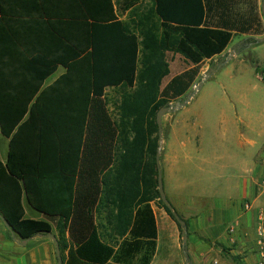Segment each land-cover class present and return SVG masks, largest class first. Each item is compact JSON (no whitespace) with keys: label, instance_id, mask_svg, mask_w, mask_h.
<instances>
[{"label":"trees","instance_id":"trees-1","mask_svg":"<svg viewBox=\"0 0 264 264\" xmlns=\"http://www.w3.org/2000/svg\"><path fill=\"white\" fill-rule=\"evenodd\" d=\"M234 34L263 36L261 0H0V213L17 236L53 233L64 264H151L154 201L180 227L158 189L157 113ZM169 53L191 67L166 81ZM25 188L44 218L26 216Z\"/></svg>","mask_w":264,"mask_h":264},{"label":"rangeland","instance_id":"rangeland-1","mask_svg":"<svg viewBox=\"0 0 264 264\" xmlns=\"http://www.w3.org/2000/svg\"><path fill=\"white\" fill-rule=\"evenodd\" d=\"M167 59L171 75L166 81L191 67L181 55L169 53ZM204 67L205 63L188 93L167 105L182 104L194 93L185 107L163 117L161 168L168 199L172 201L176 196L177 202L181 200L187 203L192 212L200 214L201 221L207 218L212 228L219 229L225 225L217 238L208 240V253L202 256L197 251L198 256L191 257L189 243L185 247L183 245V227L178 226L158 200L154 201L161 231L160 250L155 264H245L243 257L250 255L255 258L252 264H258L264 254V249L257 242L258 215L254 229L243 234L250 243V250L243 252L240 244H237L240 242L227 243L220 235H240L237 228L242 212L238 209L248 201L253 204L251 198L243 193L242 187L245 180L253 177L256 156L263 152L261 161L264 157V69H259L263 81L256 78V69L245 72L243 78L240 77L242 67L232 68L228 73L223 70L196 91L194 87L201 83ZM110 109L115 111L113 105ZM244 123L250 125L245 131L242 130ZM183 127L188 132L185 148L176 144L177 136L174 135V129ZM8 150L9 142L0 134V157H5ZM54 184L50 200L58 205L57 199L63 187L60 180L55 179ZM256 191L258 197L261 194L260 182L256 184ZM261 200L264 202L263 197ZM263 207L261 205L258 212ZM255 210L253 204L248 213ZM181 219L186 222L183 217ZM0 227L4 236L2 241L12 243H5L4 248L0 246V252L12 258L15 253L13 237L1 219Z\"/></svg>","mask_w":264,"mask_h":264},{"label":"crops","instance_id":"crops-1","mask_svg":"<svg viewBox=\"0 0 264 264\" xmlns=\"http://www.w3.org/2000/svg\"><path fill=\"white\" fill-rule=\"evenodd\" d=\"M261 6H262V0H261ZM262 20H263V30H264L263 14H262ZM247 38L248 36L246 34H234L228 48L221 55L213 59L206 60L204 62L205 67H204L203 73L206 74L212 68H215L218 64L227 62L220 70H218L215 74H213L212 77H214L216 74L220 73L223 70L225 73H228L232 68L242 67L243 73L240 77L243 78L245 72L249 73L255 69L253 65L251 64V59L253 58L258 62L259 67H263L264 69V50H262V48H264V42H257L254 44L244 45L245 40ZM261 38H264V34L263 36H257V39H261ZM243 46H246L244 51H242ZM64 72H65V69L60 68L58 74L53 80H55L58 76H60ZM256 78L263 81L261 74L257 71H256ZM53 80H51V82ZM244 124L246 125V123ZM245 125L244 126L242 125L243 131L250 128L249 124H247L246 126ZM42 126H43L42 127L43 132L46 136V140L49 146L50 154L54 153L53 151L55 148V140L53 139L49 129L47 128V125L43 123ZM174 135L177 136L176 144L185 148L187 146V136H188V132L186 131V128L183 127V128L174 129ZM262 153L263 152H260V154L256 156L253 177H251L248 180H245L244 187H242V190L244 191L243 193H246L251 198L256 210L251 213L245 212L243 210V205L241 204L238 211L240 210L242 213L238 217L239 227L237 228V230H239L240 232V235L239 233H236V235L232 237L231 235L229 236L223 233L220 235L221 236L220 238L223 241H226L227 243L228 242L230 243L232 241L240 242L237 244H240L243 252H246L250 248V243L244 239L245 237L243 236V234L245 232L248 234L251 230L254 229L255 224L257 223L258 208L263 204L261 200L262 197H260V195L257 197L256 195L257 193L256 184L260 182V177L263 172V165L261 161L262 160L261 157L263 156ZM7 156H8V153L6 154L5 157L3 158L0 157V160L3 163H5L7 161ZM169 201L171 205L173 206V208L175 209V211H177V213L186 220V223L188 225V229H189L188 243H189L190 256L192 257L195 255L197 257L198 256L197 253L199 251L201 255L203 254L202 256H204L206 253H208V247H209L208 240L209 239L211 240L213 237L217 238L219 236L218 234L222 232L223 226L225 224H223L222 227H219V229L212 228L207 218L201 221V219L199 218L200 214L197 215L196 212L195 213L192 212L188 208L187 203L181 200L180 202H177L176 196H175V199H173L172 201L169 198ZM24 208L26 211V216L29 218L41 219L46 216V213L44 211L37 209L31 204V202L28 199L26 188H25ZM162 218L164 219L165 217L162 216ZM199 220L201 221V223L199 222ZM164 222H166V220H164ZM157 224H158V230H159L158 249H157L155 258L151 264L156 263L158 253L160 250L161 231H160V225L158 222V218H157ZM1 230L2 229L0 227V237H1L0 246L2 248L5 243L6 244H12V243L10 241L9 242L2 241V239H4V236ZM13 240H14V243L12 246L15 249V253H13L14 256L10 258L7 256V254H3V252L2 253L0 252V264H57L58 260L56 256V244L51 238L36 236L33 239H31L27 245L19 244L14 238ZM242 260L245 262V264H252L253 262H255V258L252 255L245 256L243 257Z\"/></svg>","mask_w":264,"mask_h":264},{"label":"water","instance_id":"water-1","mask_svg":"<svg viewBox=\"0 0 264 264\" xmlns=\"http://www.w3.org/2000/svg\"><path fill=\"white\" fill-rule=\"evenodd\" d=\"M261 11H262V14H263V17H264V3L261 6ZM257 42H264V38L258 39ZM226 63L227 62L222 63V64H218L215 68L211 69L208 73L204 74L201 83L198 86L194 87L196 89V91L203 85L204 82L209 80V78H211L212 75L215 74L218 70H220ZM193 95H194V93H193ZM193 95L189 96L186 99V101L184 103H182V104L177 103V104H174V105L162 107L158 111L157 118H156L157 125H158V128H159V146H158L157 155H156V162H157V168H158V185H159L158 189H159V193H160L162 201L171 210V212L173 213L175 219L178 221V223L184 229V235H183V238H182L184 247L187 245L188 238H189L187 223L183 219H181L180 215L175 211V209L173 208V206L169 202V199H168V197H167V195L165 193V190H164V178H163V173H162V168H161V154H162V150H163L162 121H163L164 115H166L167 113L173 112V111H175L177 109L185 107L190 102V100L192 99ZM0 219L2 220L3 224L5 225V227L9 230V232L12 235V237L19 244L27 245L29 243V241L31 239H33V238H29V239H26V240H22L21 238H19L17 236V234L15 233L13 228L11 227L10 223L8 222V220L1 213H0ZM36 236L51 238L56 244V256H57V260H58L57 264H64L62 253H61V249H60V245H59L57 237L53 233H45V234L44 233H38ZM187 260H188V258H187Z\"/></svg>","mask_w":264,"mask_h":264},{"label":"built area","instance_id":"built-area-1","mask_svg":"<svg viewBox=\"0 0 264 264\" xmlns=\"http://www.w3.org/2000/svg\"><path fill=\"white\" fill-rule=\"evenodd\" d=\"M262 165H263V172L261 174L260 177V187H261V191H260V196L264 198V157H263V161H262ZM252 205L251 202H246L243 205V210L245 212H249L252 209ZM264 205V202L263 204ZM258 246L261 249H264V207L262 209L259 210L258 212ZM258 264H264V254H262L261 257V261Z\"/></svg>","mask_w":264,"mask_h":264}]
</instances>
